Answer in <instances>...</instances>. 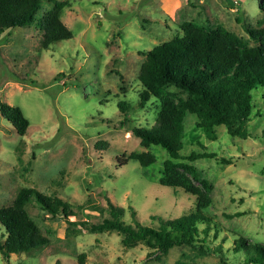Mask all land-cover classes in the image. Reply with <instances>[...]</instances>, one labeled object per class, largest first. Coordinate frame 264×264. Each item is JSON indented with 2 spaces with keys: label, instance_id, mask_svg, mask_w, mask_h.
<instances>
[{
  "label": "rangeland",
  "instance_id": "rangeland-1",
  "mask_svg": "<svg viewBox=\"0 0 264 264\" xmlns=\"http://www.w3.org/2000/svg\"><path fill=\"white\" fill-rule=\"evenodd\" d=\"M59 1L66 2L61 18L72 39L44 49L37 23L0 37V101L20 106L30 120L21 137L0 111V207L12 204L20 189L35 187L68 202L72 214L52 216L38 202L29 203L30 216L50 243L33 256L12 255L9 260L0 251V264H223L222 259L237 264L242 256L233 250L236 239L264 245L261 88L252 92L247 139L231 136L220 125L217 140H209L196 127V115L188 113L184 122L181 155H217L193 162L212 187L207 191L195 182L212 200L206 212L218 226L217 236L212 226L207 238L208 254L176 246L149 259L152 250L143 243L126 247L116 231L90 233L84 228V223L109 217V200L125 209L122 220L132 225L133 211L139 222L157 227L153 217L174 219L194 209V195L161 185L168 153L161 146H142L130 131L155 124L161 108L180 97L177 90L167 89L140 107V67L148 51L182 34L183 23L201 30L222 25L251 46L257 44L245 25L257 27L262 20L260 0ZM51 9L45 2L36 20ZM119 103L127 104L124 112ZM143 151L156 155L150 167L135 160L118 166L119 156Z\"/></svg>",
  "mask_w": 264,
  "mask_h": 264
},
{
  "label": "trees",
  "instance_id": "trees-1",
  "mask_svg": "<svg viewBox=\"0 0 264 264\" xmlns=\"http://www.w3.org/2000/svg\"><path fill=\"white\" fill-rule=\"evenodd\" d=\"M45 2L51 3L52 9L36 20ZM65 4L59 0H0V37L12 28L37 23L43 31L44 49L72 39L73 33L61 18ZM259 8L263 14L259 25H245L249 38L257 42L255 45L251 46L247 38L222 25L201 30L190 23H183L180 28L182 34L148 51L140 67L139 81L143 87L140 107H145L152 96H160L163 90H177L180 97L177 103L165 104L161 108L155 124L134 126L130 131L140 139L142 146H161L168 153L170 158L164 160L161 185L180 188L194 195V209L174 219L153 217L159 221L157 227L142 224L133 211L135 224L132 225L122 220L125 209L109 200V217L99 223H84L88 232L116 231L126 247L143 243L151 248L149 259L167 254L176 246H190L200 254H208L209 248L205 247L207 238L212 226L216 230L214 236H217L218 226L206 212L212 200L206 199L195 182H200L207 191L212 187L208 180L200 178L193 162L217 155L214 152H192L189 156H182L184 122L188 113L196 115V127L202 129L209 140H217L216 127L220 125H224L233 137H251L252 92L261 88L264 93V0H260ZM119 106L122 112L127 109L126 103H119ZM0 111L19 136L27 134L30 120L20 106L0 101ZM101 144L99 142L97 146ZM104 144L106 147L108 143ZM117 160L120 167L135 160L143 168H148L157 158L152 152L143 151L123 154ZM32 201L38 202L52 216L59 212L66 216L72 214L70 204L55 194L43 193L35 187L20 189L12 204L0 207V251L7 260L12 255L33 256L50 243L30 216L27 207ZM233 250L242 256L237 264H264L263 244L239 237ZM84 257L82 255L80 261ZM222 262L232 264L225 259Z\"/></svg>",
  "mask_w": 264,
  "mask_h": 264
}]
</instances>
